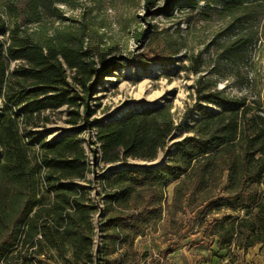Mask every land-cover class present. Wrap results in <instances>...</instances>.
Returning <instances> with one entry per match:
<instances>
[{"label": "rangeland", "instance_id": "1", "mask_svg": "<svg viewBox=\"0 0 264 264\" xmlns=\"http://www.w3.org/2000/svg\"><path fill=\"white\" fill-rule=\"evenodd\" d=\"M13 1L17 0H0V40L5 47L11 29L21 37L37 28L36 23L28 21L29 17L23 19L11 13L8 5ZM53 2L56 16L48 10L41 18L48 33L69 30L76 37L75 48L86 54L83 62L89 70L100 71L101 78L96 82L97 76L89 74L92 77L88 79L87 74L78 73L61 61L67 80L64 89L69 91L74 105L44 110L32 117L22 116L21 107L14 106L8 99L21 87L28 88L29 82L18 75L27 66L24 61H12L2 50L3 63L8 69L0 86V121L7 118L14 121L13 151L21 155L25 168L23 184L17 188L12 184L0 201V227L10 228L15 217L11 218L14 211L10 203L14 195L17 199L13 206L17 212L38 198L42 209L51 207L52 195L42 182L45 171L38 168L40 158L47 151L43 144L75 135L84 150L86 172L85 178L74 179L73 185L86 190L97 208L90 217L92 261L102 264L105 262L100 255L104 239L103 199L105 193L113 191L106 188L104 182L111 168L154 169L165 165L169 148L183 137L192 136L190 128L200 118L196 105L207 111H219L212 104L198 101V90L215 87L213 90L217 89L221 96L243 103L248 117L264 112V0L258 5L262 7L247 6L251 15L247 19L241 17L240 23H232L202 1L191 8L178 4L166 15L155 12L166 5L165 0H148L147 7L146 0ZM237 39L240 42H236ZM239 43L244 45L240 47ZM156 59L166 61L161 64L155 62ZM139 60L141 66L134 64ZM166 105L171 107L176 127L167 138L166 147L157 152L153 161L128 158L125 163L105 165L100 160L96 140L99 126L121 120L131 112ZM72 112L78 113L75 125L70 122ZM4 151L0 144V159ZM14 157L18 159L17 155ZM227 175L225 172L216 193L226 187ZM173 185L169 184L164 194L138 192L137 198L131 201L134 209L127 216L135 222V227L128 229V241L107 260H113L112 264H264V244L242 249L241 241H237L228 250H220L216 240L211 242L198 229L197 217L188 224L185 215L168 214L165 205L171 202ZM147 204L161 207L160 214L146 219L143 207ZM39 206L34 209H40ZM153 208L149 211H155ZM244 214V210L226 209L210 215L207 220L212 217L235 219ZM136 232L137 237L132 239ZM119 242L115 240L116 244ZM64 248L65 251H56L43 247L45 255L33 259V263L71 264V251L67 246ZM12 256L8 257L9 264L14 263Z\"/></svg>", "mask_w": 264, "mask_h": 264}, {"label": "trees", "instance_id": "2", "mask_svg": "<svg viewBox=\"0 0 264 264\" xmlns=\"http://www.w3.org/2000/svg\"><path fill=\"white\" fill-rule=\"evenodd\" d=\"M68 1L59 0V3ZM199 1L212 6L232 23H240L241 17L247 19L251 15L247 6H264H258L262 0H165L166 5L155 12L166 15L178 4L191 8ZM145 3L147 7L148 0ZM53 5V0H17L8 5L12 14L23 19L29 17L28 21L37 25L33 32L21 37L11 29L6 47L0 40V86L8 69L3 63V49L12 61H24L27 66L18 75L29 82L28 88L21 87L8 99L14 106L21 107L22 116L32 117L44 110L74 105L69 91L64 89L67 80L61 61L70 69L87 74L88 79L92 77L89 74L97 76L96 82L101 78L100 71L87 68L83 62L86 54L75 48L76 37L69 30L48 33L41 18L48 10L56 16ZM239 44H242L240 47L244 45ZM139 61L134 64L141 66ZM164 61L155 60L161 64ZM214 88L198 90V101L212 104L219 111H207L196 105L200 118L190 128L192 136L183 137L169 148L165 165L154 169L111 168L106 175L104 186L113 191L105 193L103 199L104 239L100 255L105 262L102 264H112L113 260L107 258L114 256L128 241V229L135 227V222L127 216L134 209L131 201L137 198L138 192L164 194L172 183L171 202L165 205L167 213L185 215L188 224L197 217L198 229L211 242L216 240L220 250H228L237 241H241L242 249L264 244V112L248 117V109L243 103L221 96ZM170 109L166 105L131 112L121 120L99 126L96 140L100 160L105 165L125 163L128 158L153 161L157 152L166 147L167 138L176 127ZM71 114L70 122L75 125L79 120L78 113ZM83 119L87 123V119ZM0 122V144L5 150L0 159L1 201L12 184L15 188L23 184L25 167L21 155L13 151L14 121L7 118ZM43 147L47 151L40 158L38 168L45 171L42 182L44 189L52 195L51 207L42 209L38 198L17 212L13 206L17 196L11 198L14 211L11 218L15 217L10 228L0 227V264H9L8 257L15 252L16 258H11L15 259L13 264H34L33 259L45 255L43 247L65 251L66 246L71 251V264H93L90 217L97 208L89 200L86 190L73 185L74 179L85 178L84 150L75 135H67L43 144ZM225 172L228 173L226 187L216 193ZM37 206L41 208L35 210ZM151 207L158 206L147 204L143 207L146 219L160 214L161 207L150 212ZM226 209L232 212L244 210L245 214L235 219L212 217L207 220L210 215ZM42 216L45 217L41 221ZM115 240L120 242L116 244ZM35 247L38 250L33 249Z\"/></svg>", "mask_w": 264, "mask_h": 264}, {"label": "crops", "instance_id": "3", "mask_svg": "<svg viewBox=\"0 0 264 264\" xmlns=\"http://www.w3.org/2000/svg\"><path fill=\"white\" fill-rule=\"evenodd\" d=\"M195 248V247H194ZM40 257V256H39Z\"/></svg>", "mask_w": 264, "mask_h": 264}]
</instances>
